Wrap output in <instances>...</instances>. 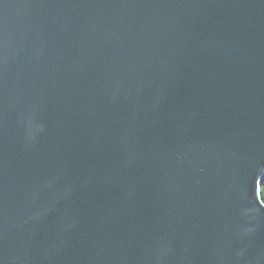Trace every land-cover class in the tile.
<instances>
[{
  "label": "water",
  "instance_id": "obj_1",
  "mask_svg": "<svg viewBox=\"0 0 264 264\" xmlns=\"http://www.w3.org/2000/svg\"><path fill=\"white\" fill-rule=\"evenodd\" d=\"M264 0H0V264H264Z\"/></svg>",
  "mask_w": 264,
  "mask_h": 264
},
{
  "label": "trees",
  "instance_id": "obj_2",
  "mask_svg": "<svg viewBox=\"0 0 264 264\" xmlns=\"http://www.w3.org/2000/svg\"><path fill=\"white\" fill-rule=\"evenodd\" d=\"M258 191H259L260 201L264 204V171L261 175Z\"/></svg>",
  "mask_w": 264,
  "mask_h": 264
}]
</instances>
